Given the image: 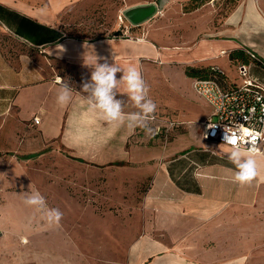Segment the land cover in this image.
Masks as SVG:
<instances>
[{
    "label": "crops",
    "instance_id": "obj_1",
    "mask_svg": "<svg viewBox=\"0 0 264 264\" xmlns=\"http://www.w3.org/2000/svg\"><path fill=\"white\" fill-rule=\"evenodd\" d=\"M77 1L0 0V196L7 197L26 183L30 187L33 178L23 161L51 147L107 168L123 165L127 153L133 167H142L151 176L145 225L151 233L145 232L143 244L158 257L149 254V263L247 264L248 246L256 245L250 231L260 229L264 218V145L259 153H251L261 165L260 175L251 186L241 187L232 180L231 147L206 139L204 128L198 134L189 125L188 118L209 114L210 106L203 113L189 99L191 109L173 116V127L177 125L180 133L157 144L139 128L130 132L100 119L89 110L88 94L81 89L90 80L95 54L99 63L136 67L152 99L162 68L173 70L167 64L171 58L227 73L218 60L234 49L257 57L249 61L250 72L264 83V0H241L218 26L211 6L186 13L192 24L177 23L181 38L175 42L168 37L173 32L168 21L178 9H171L159 24L163 43L147 25L143 34L132 38L121 32L93 39L74 36L71 10ZM180 72L188 75L184 68ZM116 75L119 79L122 72ZM58 77L73 88L72 99L64 106L56 103ZM189 77L194 88L195 78ZM115 91L125 112L137 111L124 84ZM37 116L39 123L34 121ZM155 116L153 121L163 122L168 130L171 118ZM152 230L165 239L156 238Z\"/></svg>",
    "mask_w": 264,
    "mask_h": 264
},
{
    "label": "rangeland",
    "instance_id": "obj_2",
    "mask_svg": "<svg viewBox=\"0 0 264 264\" xmlns=\"http://www.w3.org/2000/svg\"><path fill=\"white\" fill-rule=\"evenodd\" d=\"M160 1L78 0L71 10V34L93 39L121 32L132 38L143 34L147 25L160 39L157 42L163 43L160 21L169 10L178 9L174 19L168 21L173 31L168 37L175 42L181 38L176 32L177 23L192 24V18L185 17L186 13L211 6L216 11L218 26L236 8L233 3L239 4L241 0H163L162 4ZM201 1L205 2L191 9ZM152 2L159 5V10L143 23L134 25L125 16L126 9ZM187 36L190 38L191 33ZM218 61L232 81L243 82L239 68L230 63L228 55ZM167 64L172 65L173 70L168 73L162 68L164 74L156 78L159 84L153 86L152 92V100L157 104L155 115L161 119L167 115L171 118L168 130L163 122H151L150 126L157 130L151 134V141L157 144L172 141L180 133L177 125L173 127V116L187 111L191 99L199 111L204 113L209 109V104L192 88L191 78L181 75V68L186 71L189 64L179 58H171ZM207 114L188 118L195 133L201 134ZM88 160H78L65 149L51 147L23 161L26 173L33 178L32 185L27 187L26 183L24 187L12 189L9 196H0V264H152L147 259L158 257L143 244L145 232L151 233L145 229L146 194L151 176H147L142 167H133L127 153L120 162L123 165L114 168L100 167ZM32 189L44 196L49 207L59 208L64 213L59 227L48 226L40 213L23 203V193ZM12 211L14 221L10 217ZM261 227L250 231L256 245L248 246L247 264H264V218ZM153 233L156 238L165 239L160 231L152 230Z\"/></svg>",
    "mask_w": 264,
    "mask_h": 264
},
{
    "label": "clouds",
    "instance_id": "obj_3",
    "mask_svg": "<svg viewBox=\"0 0 264 264\" xmlns=\"http://www.w3.org/2000/svg\"><path fill=\"white\" fill-rule=\"evenodd\" d=\"M96 54L92 57L90 65L92 72L90 80L83 82L82 93H87L86 103L90 111L97 113L100 119L116 126H126L130 132H135L137 128L143 130L146 135H151L155 131L150 125L155 119L157 104L148 98L149 88L142 77L141 72L134 66L121 69L115 63H99ZM122 72L118 79L117 73ZM59 88L56 94V103L64 106L72 99L73 88L69 83H64L58 77ZM126 86V94L133 107L134 112H125L123 101L117 99L119 86ZM247 119V118H245ZM215 126L209 125V128ZM239 133V134H238ZM264 138V133L253 132L240 125L239 128L224 127L223 140L231 145L228 153V160L235 166L233 173V183L241 187L251 186L252 182L260 175L261 165L251 155L261 151L258 141ZM243 145H250L242 148ZM23 203L41 214L42 219L48 226L59 227L64 213L59 208L49 207L44 196L35 189L23 193Z\"/></svg>",
    "mask_w": 264,
    "mask_h": 264
},
{
    "label": "built area",
    "instance_id": "obj_4",
    "mask_svg": "<svg viewBox=\"0 0 264 264\" xmlns=\"http://www.w3.org/2000/svg\"><path fill=\"white\" fill-rule=\"evenodd\" d=\"M238 68L244 78L240 84L223 86L213 78L194 79L195 91L211 108L203 121L204 137L229 147L232 146L223 140L225 126L237 129L243 125L253 132L264 133V83L251 74L248 64ZM34 121L39 123L40 118L34 117ZM209 125L215 127L209 128ZM257 143L261 149L264 138ZM249 146L241 144L245 150Z\"/></svg>",
    "mask_w": 264,
    "mask_h": 264
},
{
    "label": "trees",
    "instance_id": "obj_5",
    "mask_svg": "<svg viewBox=\"0 0 264 264\" xmlns=\"http://www.w3.org/2000/svg\"><path fill=\"white\" fill-rule=\"evenodd\" d=\"M198 0H193V2ZM234 1V0H233ZM205 1H201V3H197L193 5L191 9H195L199 7L200 4L204 3ZM234 7L238 5V2L233 3ZM229 58L231 63L234 64L235 67H239L241 64H248L250 59H257V57L252 54L248 53L243 49H234L229 53ZM186 72L189 76L194 78H213L216 79L221 85L228 86L230 84H234L236 82L232 81L227 73L223 70L214 67L212 65L208 66H188Z\"/></svg>",
    "mask_w": 264,
    "mask_h": 264
},
{
    "label": "water",
    "instance_id": "obj_6",
    "mask_svg": "<svg viewBox=\"0 0 264 264\" xmlns=\"http://www.w3.org/2000/svg\"><path fill=\"white\" fill-rule=\"evenodd\" d=\"M160 2L162 4L163 0ZM158 10H159V5L155 2H152L148 4L137 5L126 9L125 16L129 19V21L132 24L138 25L148 20Z\"/></svg>",
    "mask_w": 264,
    "mask_h": 264
}]
</instances>
